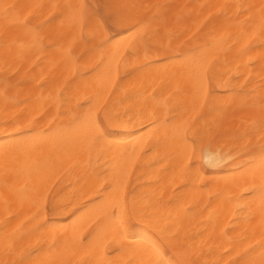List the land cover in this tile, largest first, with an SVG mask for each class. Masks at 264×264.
I'll return each instance as SVG.
<instances>
[{"label":"bare ground","instance_id":"1","mask_svg":"<svg viewBox=\"0 0 264 264\" xmlns=\"http://www.w3.org/2000/svg\"><path fill=\"white\" fill-rule=\"evenodd\" d=\"M106 3L108 14L125 19H144L146 12H157L141 5H166L167 22L158 28L149 25L146 42H141L127 26L111 24L114 30L110 32L98 25L97 17H88V8L81 10L84 0H0V260H19L42 247L38 257L42 261L90 264L92 255L65 250V241L74 232L87 235L94 226L97 215L89 202L96 199L112 166L131 153L134 144L138 159L129 196L135 195L142 212L132 221V232L142 234L146 228L157 227L178 232L192 245L193 260H212L229 248L226 260L237 259L248 248L255 249L251 256L258 259V245L264 239L258 214L264 195L262 163L257 155L247 165L244 153L264 143L253 126L264 97V38L260 34L264 0ZM6 5L15 7L6 12ZM40 13L41 20L53 21L45 33L59 40L56 48L29 46L31 37L18 22ZM69 45L71 58L64 51ZM199 45L205 47L194 55L212 78L193 111L191 91L178 76L189 68L181 67L176 57L181 50L187 54ZM130 84L136 87L129 88ZM60 91L66 102L54 104L50 96ZM96 94L107 100L110 115L123 126L113 129L112 139L118 143H97L89 153L77 105ZM153 113L160 121L156 127L151 125ZM98 116L104 119V112ZM171 117L190 121L200 137L194 153L174 134ZM17 118L32 121L37 133L52 132L34 141L17 142L13 123ZM137 137H142L138 143ZM207 154H219L223 160L206 163ZM186 155H194L200 165L198 173L184 168ZM234 160L252 171L242 176L244 170ZM38 175L48 180L52 194L50 203L36 216L32 189ZM253 188L254 197H249ZM53 201L55 214L49 211ZM249 205L257 212L254 217ZM40 225L44 227L37 231ZM135 239L130 235L123 243L130 245ZM9 245L13 252L5 257ZM108 258L121 264L138 260L129 247Z\"/></svg>","mask_w":264,"mask_h":264},{"label":"snow or ice","instance_id":"2","mask_svg":"<svg viewBox=\"0 0 264 264\" xmlns=\"http://www.w3.org/2000/svg\"><path fill=\"white\" fill-rule=\"evenodd\" d=\"M9 7L15 6H5V10ZM36 8H44V5H35ZM58 7V6H54ZM64 8H72V5H65ZM81 10L85 6H80ZM142 8L146 10H151L153 8L157 9L156 13L148 15L145 13L144 19H133V18H122L120 16H97V24L101 27L105 24H114L116 26H127L130 30V34L136 35L141 42H146L148 32L146 31L149 25L155 24L157 28L160 24L167 22L166 12L164 11L168 6L161 4L152 5H141ZM247 8H252L254 6L248 5ZM260 29L261 37L264 38V5L260 8ZM40 14H37L33 19L29 20L25 18L24 20H19L18 22L22 24L26 33L31 37V42L29 46H35L41 50L44 48L53 49L58 47L59 40L47 35L45 29L50 25L52 20H41ZM83 11H81V16H83ZM58 15H63L59 13ZM53 19H56L54 17ZM117 44L120 41L116 42ZM205 45H199L196 48L190 49L186 54L181 50L176 60L181 67L187 66L189 70L181 72L178 74L179 79L183 80L185 86L191 91L193 104L192 110L196 109V100L199 98L201 92L206 95L207 82L212 78L209 75V70L203 66L200 59H198L194 53L201 51ZM250 50V49H248ZM65 54L71 58L72 49L71 45L64 50ZM111 82L109 81L108 84ZM107 86V85H106ZM261 86L264 87V80L261 81ZM87 87V85H85ZM135 84H130L129 88L134 89ZM128 92V89H125ZM111 92H109V95ZM126 99H132V96L126 95ZM50 99L54 104H59L61 102H66L64 97V92L60 91L55 96H50ZM77 107L82 110V114L78 116V121L87 130V148L90 150L93 145L97 143H107L112 145L118 143V141L112 139L116 135L113 131L115 128L123 126L118 120L113 119L109 113L107 100L102 98L99 94L89 97L84 104H78ZM104 112V119H100L98 113ZM171 127L175 135L179 136L180 139L186 144L190 145L192 152H195V146L200 141V137L195 134L194 129L191 127V123L188 120L178 121L177 117H171ZM14 126L17 129V142L27 143L34 141L38 136L45 137L51 134L52 130L47 129L37 133L35 131L33 122L30 120H25L22 118H17L14 122ZM160 121L155 118L153 113V118L151 119V125L153 127L158 126ZM165 124H169V120L164 121ZM254 128H257L262 139H264V97L261 99L260 103V115L259 119L253 121ZM190 133H192L190 135ZM142 137L136 138V143H138ZM74 143H70L69 147H73ZM244 155L248 157L246 162L247 165L254 163L256 156L259 155L262 169H261V179L264 180V143H261L259 149H250L245 151ZM99 159V156H97ZM138 157L135 152V144L133 145V151L127 153L123 156V159L118 165L112 166V171L110 175L101 183L97 191L96 199L90 201L89 204L92 206V210L95 211L97 219L94 226L87 235L81 233H73L70 240H66L64 244L65 250L84 251L87 255H92L93 259L90 264H121L118 259H109L110 256H118L125 247L131 248L135 255L138 257L137 264H264V239L259 243L261 249L259 253V258L251 256V252L255 251L253 248H248L245 250L243 255L238 254L237 259H224V257L229 256L232 249L229 248L224 250L212 260H193L191 258L192 245L189 243L188 239L181 238L178 232H171L167 228H146L143 230L142 234H137L132 232L131 229L135 227L132 221L140 216L142 208L140 207L135 195L129 196V183L132 176V169L136 166V161ZM206 163L217 164L223 160V157L219 154H207L203 157ZM231 159V157H229ZM89 161H91V154H89ZM237 167L244 170L241 175H247L252 171L250 167L246 168L245 163H237ZM72 165H69L71 168ZM200 165L194 159V155H186L184 158V168L188 171H195L198 173ZM84 175H87L85 171ZM49 180L51 178H48ZM59 180V176L56 177V181ZM56 181H52L55 184ZM264 189V184L261 185ZM135 189L133 188V193ZM52 194L51 188L48 186V180L43 176L38 175L32 189L33 195V205L36 208V216H39L41 210L50 203L49 195ZM255 189L253 188L247 193L249 197H254ZM51 208L49 211L55 214L57 211V206L51 202ZM249 210L254 217L257 212L251 209L249 205ZM258 214L260 216V227L264 229V195L261 197V203L258 209ZM75 223V221H74ZM40 225V228H43ZM137 236L132 244L125 245L123 242L128 240L129 236ZM109 245H111V250L109 251ZM43 248L32 249L29 254L19 260L15 259H4L0 260V264H53V262L42 261L38 259L42 253ZM13 252V248L9 245L4 255L9 257ZM60 264H73L70 261H61ZM123 264H130L129 261H124Z\"/></svg>","mask_w":264,"mask_h":264},{"label":"rangeland","instance_id":"3","mask_svg":"<svg viewBox=\"0 0 264 264\" xmlns=\"http://www.w3.org/2000/svg\"><path fill=\"white\" fill-rule=\"evenodd\" d=\"M84 1H85L86 12H87V8H88V12H87L88 17L90 16V14L94 17L111 16L110 14L107 13L106 0H104V1L103 0H84ZM105 26L108 29V31H110V32H112L114 30L113 25H111V23L105 24Z\"/></svg>","mask_w":264,"mask_h":264}]
</instances>
